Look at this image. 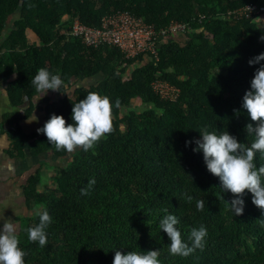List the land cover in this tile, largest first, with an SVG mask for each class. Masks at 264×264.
<instances>
[{
    "label": "trees",
    "instance_id": "obj_1",
    "mask_svg": "<svg viewBox=\"0 0 264 264\" xmlns=\"http://www.w3.org/2000/svg\"><path fill=\"white\" fill-rule=\"evenodd\" d=\"M247 3L264 6V0H0V39L4 25L18 16L0 46V79L13 76L7 91L21 109L5 119L12 125V154L23 157L28 148L34 157L52 153L63 161L54 167L55 186L40 188V169L23 187L28 207L47 209L52 217L43 247L27 239L36 213L23 221L18 236L25 264H112L115 250L155 248L161 264H264V210L246 192L244 211L235 216L225 202L233 194L220 189L203 154L185 146L205 127L227 130L246 144L253 140L245 125L256 122L241 105L258 67L247 61L264 52V26L255 18L226 16ZM124 12L157 29L181 22L193 31L180 40L171 36L158 61L129 59L110 45L86 46L69 34L75 20L99 27L104 16ZM41 67L59 75L62 86L55 100L35 107L34 97L44 92L31 80ZM155 80L173 85L177 98H160ZM91 91L113 102L112 130L91 148L68 152L43 133L23 131L35 110L45 121L57 114L70 123L72 104ZM254 163L264 164V157L257 153ZM90 179L95 184L82 195ZM198 199L206 201L202 210ZM165 209L179 217L185 239L192 227H207L203 248L187 257L169 253L158 227Z\"/></svg>",
    "mask_w": 264,
    "mask_h": 264
},
{
    "label": "clouds",
    "instance_id": "obj_2",
    "mask_svg": "<svg viewBox=\"0 0 264 264\" xmlns=\"http://www.w3.org/2000/svg\"><path fill=\"white\" fill-rule=\"evenodd\" d=\"M176 36V35H174ZM264 52L250 58L249 66L258 65L254 69L249 89L242 97V108L246 110L250 121L245 125L247 135H252L250 144L240 142L237 136L227 130L217 131L203 128L199 139L185 141V146L194 145L193 152L203 154L207 170L219 178L220 189L233 194L231 201H225L235 216L243 213L245 193L251 194V202L264 210V164L258 167L254 163L257 153L264 157ZM31 84L37 92L49 90L59 91L62 80L59 75L51 73L47 68L37 69ZM115 103H118L116 101ZM112 107L108 95L91 91L83 98L72 104L71 122L66 124L62 115L51 114L38 133H43L50 143L72 152L76 146L85 150L91 148L104 134L112 130ZM95 184L90 179L88 186L82 188L81 194L86 195ZM189 200L192 197H187ZM206 201H196L197 210L205 208ZM165 214L159 219L158 227L168 237L167 248L170 254L187 257L196 249L203 248L207 236V227L203 224L192 227L187 239L182 236L178 227L179 217L164 210ZM38 222L27 228V239L37 242L43 247L47 243V229L52 223V217L47 209H37ZM189 241L191 243L189 244ZM26 251L20 247V240L15 222L12 219L0 217V264H25ZM158 248L147 251H114L112 264H161Z\"/></svg>",
    "mask_w": 264,
    "mask_h": 264
},
{
    "label": "crops",
    "instance_id": "obj_3",
    "mask_svg": "<svg viewBox=\"0 0 264 264\" xmlns=\"http://www.w3.org/2000/svg\"><path fill=\"white\" fill-rule=\"evenodd\" d=\"M18 16H12L4 25L3 37L0 39V46L5 37L14 28V22ZM258 26H264V18L256 20ZM185 36H172L171 38L180 40ZM29 42H36L33 34L29 36ZM3 49L1 54L4 53ZM15 75V74H14ZM12 77H4L0 79V217L12 219L15 222L18 235L21 233L23 221L27 218L33 217L36 210L28 207L24 185L27 180L41 169L42 184L41 189L53 187L56 185L57 178L54 172V167L62 164L63 161L57 158L52 153H43L39 156H32L29 149L26 148L24 156L20 157L12 154V141L10 133L12 125L5 121L6 117L21 109L12 106L10 101L7 86ZM57 94L55 91H48L34 97V106H44L45 100H55ZM27 102V100H26ZM28 104V103H27ZM25 109V108H23ZM45 114L41 111L35 110L32 115L22 122V129L27 134H34L37 129L45 123Z\"/></svg>",
    "mask_w": 264,
    "mask_h": 264
},
{
    "label": "built area",
    "instance_id": "obj_4",
    "mask_svg": "<svg viewBox=\"0 0 264 264\" xmlns=\"http://www.w3.org/2000/svg\"><path fill=\"white\" fill-rule=\"evenodd\" d=\"M228 18L247 19L264 18V6L247 3L244 6L228 11ZM204 17H201V20ZM193 31L190 24L174 22L167 28L157 29L143 19L130 13H118L104 16L99 27H90L75 20L69 30L70 36L79 38L86 46L99 47L110 45L118 48L126 58L145 57L149 61H158L160 46L169 41L171 36H186ZM153 91L162 99L175 100L178 90L167 81L155 80Z\"/></svg>",
    "mask_w": 264,
    "mask_h": 264
}]
</instances>
